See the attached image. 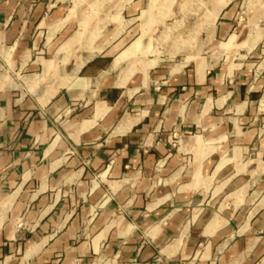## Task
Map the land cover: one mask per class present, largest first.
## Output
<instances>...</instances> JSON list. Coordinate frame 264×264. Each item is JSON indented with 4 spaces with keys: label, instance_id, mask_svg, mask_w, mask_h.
<instances>
[{
    "label": "crops",
    "instance_id": "crops-1",
    "mask_svg": "<svg viewBox=\"0 0 264 264\" xmlns=\"http://www.w3.org/2000/svg\"><path fill=\"white\" fill-rule=\"evenodd\" d=\"M75 20L0 0V264H264V60L122 69Z\"/></svg>",
    "mask_w": 264,
    "mask_h": 264
},
{
    "label": "rangeland",
    "instance_id": "rangeland-1",
    "mask_svg": "<svg viewBox=\"0 0 264 264\" xmlns=\"http://www.w3.org/2000/svg\"><path fill=\"white\" fill-rule=\"evenodd\" d=\"M63 6L75 16V29L80 20L94 42L119 45L114 58L139 42L140 58L138 51L122 69L132 63L135 70L185 64L187 59L193 65L219 58L225 66L240 58L244 65L259 66L264 60V0H63ZM222 22L230 27L225 34L220 32ZM232 36L235 41L226 45ZM238 44L248 48H236Z\"/></svg>",
    "mask_w": 264,
    "mask_h": 264
},
{
    "label": "bare ground",
    "instance_id": "bare-ground-1",
    "mask_svg": "<svg viewBox=\"0 0 264 264\" xmlns=\"http://www.w3.org/2000/svg\"><path fill=\"white\" fill-rule=\"evenodd\" d=\"M227 3H228V1L220 5V7H219V9H218V11H217V15L220 13L221 9H222ZM227 5H228V4H227ZM85 24H86V23H85ZM85 24H84V25H85ZM84 25H82L80 31L74 36V38L72 39L70 45L75 46V45H78V44L82 43V41L84 40V37H85V31H84V28H85V27H84ZM95 36H96V35H95ZM139 46H140L139 42L134 43V44L132 45V47L129 49V52H127V53L125 52L123 55H121L120 57H118V60H117V61L120 60V62H122V61L130 60V59L132 58V56H135V54L139 51V49H138ZM198 68H199V70H200L201 73L205 71V67H204L203 64H199V65H198ZM46 70H47V69H46Z\"/></svg>",
    "mask_w": 264,
    "mask_h": 264
}]
</instances>
